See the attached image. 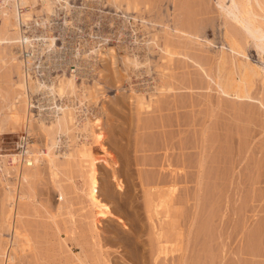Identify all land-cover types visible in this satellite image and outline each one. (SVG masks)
Instances as JSON below:
<instances>
[{
	"label": "rangeland",
	"instance_id": "374dc122",
	"mask_svg": "<svg viewBox=\"0 0 264 264\" xmlns=\"http://www.w3.org/2000/svg\"><path fill=\"white\" fill-rule=\"evenodd\" d=\"M70 1L73 5L72 12L77 9L76 7L86 9L88 13L86 23L84 20L78 21L73 17L66 24L65 13L62 14L61 9L53 13V15L58 14L56 19L60 22L54 19L47 25L46 23L50 20L46 21L42 17L44 11L41 0H31L32 13L37 14L35 18H37L40 30L43 27L41 33L38 30L40 43L42 41L44 44L51 42L50 38H54V44L56 43L59 47L66 46L51 56V58L54 57V62L59 63V68L50 67L53 63L49 64L47 66L50 69H47L48 78L57 77L59 81L58 75L69 78L72 74H77V80L80 83L96 82V84L94 82L92 95H90L92 97L89 100L92 103L88 102V106L93 109V105L94 107L98 105L97 108L101 107L99 112H103L104 105L105 110L101 115L104 131L102 129L99 132H104L106 137L104 136L102 140L103 149L94 147V157L97 159L94 160L96 166L99 167L104 193L111 188V192L107 193L108 198L104 195V202L112 206L113 212L103 221L98 235L95 234L96 237H93L90 232L92 227L89 216L91 215L90 208L85 202L86 199H83L77 190V187L86 181L85 172L89 165V157L86 154L85 157L82 152L81 159L79 157L75 159L77 165L71 161L65 164L69 167L66 168L64 165L61 167L63 171L60 169L57 180L49 171H46L43 176L35 177L28 183L22 182L21 190L25 198L23 197L24 199H20L19 202L23 206L28 230L32 232V238H36V246L39 248L38 250L35 246L34 250L28 253L29 264H35L38 261L42 264H81L68 251L66 246L68 240L65 244L58 236V230L67 239L71 234H80L86 244L87 264H107L108 262L113 264H264V77L258 78L250 94L246 93L242 99H239V102H243L240 107L232 99L226 101V112L223 117L226 119H221L219 116L217 120L214 119L216 125L219 119L222 121H219V126L214 124L215 121L212 123L210 128L213 131L211 129L201 130L202 126L200 128V125H197L205 119V116L207 117L209 109L213 108L212 105L220 101V99L217 100L220 96L217 92L219 86L217 84V87L213 80L222 81L234 77L236 82L239 81V62L243 60L244 62L252 60L263 66L264 61L260 60L261 57L256 54L254 46L247 47L248 57L232 53L228 48L225 33L226 30L234 28L229 25H232L231 18L226 17L224 12L220 11L217 0H137L140 6H143L146 1L144 7L149 4L150 14H158L160 20L163 18L166 24H170L173 20L180 27L191 29L193 32L202 28L203 33L207 34L211 42H207L205 36H199L200 39H193V43L189 46V44L186 45L188 40L185 37H183L184 44L182 37L181 39L178 37L174 41L178 45H171L169 51L174 47L179 57L177 55V58L174 57L175 53L173 55L168 53L175 59L172 62L174 69L172 71H168L166 63H164L165 69L164 67L159 69L160 73L155 70L161 58L163 62L164 58L169 55L159 50L156 51L159 54L151 53L154 64L152 75L156 82L159 84L167 82V85H175L179 88L166 89L168 95H165L164 88L162 90L164 94L160 95L163 96L160 106H163L164 111L158 112L154 109L155 107L149 108L157 103L147 104L148 106L146 105L143 109L141 120L138 114L140 111L137 113L136 101L130 97L132 91L126 80L127 72L120 57L122 50L119 48L120 45L126 48L128 46L125 44L129 46L135 44L132 31L133 25L137 24H132V22H134L133 15L137 12L125 5L126 0H122L123 2L119 0L121 3L117 0L119 7H123V11L116 7L118 5L116 0L114 2L112 0ZM134 1L131 0V3L133 4ZM230 5V0H226L225 7L229 9ZM125 7L130 10L127 11L129 18L125 17L126 19L124 18L125 13L123 15ZM147 7H145L146 10ZM94 12L97 13L99 19ZM122 15L123 17H117ZM56 22L58 25L54 27ZM139 24L141 25V22ZM160 28L158 25L153 29H148L146 37H155L160 32ZM64 30L68 34H65ZM165 32L162 30L160 33L165 36ZM160 33L157 36L163 39ZM235 33H237L236 30ZM139 34H141L140 31ZM237 35L240 39L243 38L242 32ZM98 40L99 43L101 42L98 44L103 49L109 46L117 50L119 48L117 51L119 60L115 63L116 65L112 61L107 62L108 65L105 61L99 62L98 71L103 69L105 72L102 70L103 75L95 76L97 72L95 70L91 72L93 67L85 65V60L81 59L80 51L78 53L77 50L82 46L88 49L98 45L96 44ZM178 40L180 42H177ZM225 54L228 61L223 69L224 72L220 73L218 62ZM44 58L45 56L42 60ZM51 58L47 60H52ZM186 62L193 63V67L190 68L192 74H188V69L185 68ZM79 64L82 66L80 67ZM174 65L177 68H174ZM83 72L87 76L80 74ZM166 75L167 79H165ZM9 80L5 76L4 81L7 82L5 88L10 90L8 83L11 81ZM37 93L41 94L39 91ZM171 101H175L174 103L182 108L177 114L170 107L174 104L169 103ZM190 105L192 107H185ZM166 108H169V111L171 109V112L165 111ZM240 108H242L241 111H237ZM220 114L221 112L218 115ZM144 116H146L145 119ZM23 119L22 115L17 124L8 128L11 132L0 137L2 154L9 155L11 152H17L21 138L29 134L26 131L27 128L24 127L26 126L25 120L24 123L22 122ZM32 121L29 122V126ZM161 123H165L166 127L161 128ZM214 125L217 129L213 128ZM28 129L31 128L28 127ZM221 134L226 136L222 137ZM38 135H33L35 149L48 147L46 144H41L43 139ZM205 136H208L209 143L205 141ZM82 177H85V180ZM174 181L177 183L176 190L171 187ZM57 183L58 185L62 183L67 192L65 207L61 210L58 208L61 203L59 199L61 185L58 186ZM4 197L5 189L3 185L2 187L0 185V245L5 242L6 238L3 235L6 233L5 217L9 214L13 215V210L10 212L9 206H5ZM37 250L38 256L36 257ZM78 251L75 250L76 253Z\"/></svg>",
	"mask_w": 264,
	"mask_h": 264
},
{
	"label": "bare ground",
	"instance_id": "6f19581e",
	"mask_svg": "<svg viewBox=\"0 0 264 264\" xmlns=\"http://www.w3.org/2000/svg\"><path fill=\"white\" fill-rule=\"evenodd\" d=\"M41 1L43 3V11H44L43 12L44 15H42V17H43V19H46V21L50 20L49 22L46 23L47 25L50 24L52 20H54L58 17L57 16L58 14L53 15V13H55V12L57 13V11H60L61 9H62V11H60V12H62V14H63V12L65 13L64 17H65V23L66 24H67V21L73 17H75L76 20H78V21H83V20L85 21L86 18H88L87 17L88 13H87L86 9H84V8L82 9V8L76 7L77 9L74 12H72L71 8L73 7V5L70 3L71 2L70 0H41ZM101 1L103 2V0H101ZM114 1L115 0H112V2H114ZM118 1L116 0V2L118 3L117 6H116V2L114 3L116 7L120 6L119 2L122 0H120L119 2ZM126 1L127 2L125 5L129 6V9H130V7H132L137 12L136 15H133L134 22H132V24H135V25L137 24L136 26L133 25V31H132L134 34L133 36L135 37V40H134L135 44L133 46H129V45L125 44L126 46H128L126 48H125V46L120 45L119 48H120V50H122L120 57L122 59V63L125 65L124 68L127 72V79L126 80L128 82V85L130 86L129 89H130V91H132V92H130V93H132V96H130V95L129 96L132 97L134 99V101H136L137 106L136 105L135 106H136V109L138 110L137 113L140 111V113H138V114L140 115L139 117L141 119V116L143 114L142 113L143 109L145 108V106L147 104L149 105L151 103V105H152L153 103H157L154 106H149V108L151 107V109H152L155 107L154 109H157L156 111H158V112L164 111L163 106H160L161 105L160 102L162 103V101H163L161 98L163 96H160V95L164 94V92L162 91V90H164V88H165V95H168V94H166L167 93L166 89L169 90V89L179 88L173 84L174 82L172 83L174 86L167 85L168 84L167 82L166 83L164 82V84L166 86L161 82H160L161 84L156 82L155 77L152 75V72L154 69L152 66L154 64H153V60L151 59L152 58L151 53L155 54L154 52L159 50V52L163 51L167 55H169L171 53L173 55V53H175L174 47L172 49L173 51L172 50L169 51V49H171L170 47L173 44H175V46L178 45V44H176V42H174L177 40L178 37L180 39L182 37L183 44H184V38L183 37H185L189 42L188 43L185 40L187 42V44L186 43L185 44L186 45L189 44V46L191 45V43H193V39L199 38V36H205L207 42H209V43H211V42H210V39L208 38L207 34L205 35L203 33L202 28L199 29L197 32L194 31V32H196V33H194L191 29L180 27L178 23H176L172 20V18H171L172 22H170V24L169 23L166 24L165 23L166 21H164L163 18L160 20V16L158 14H156V15H155V13H154V15L150 14L149 10H151V9L149 7V4L148 5L146 4L148 7L145 5V7H147V10L145 9L144 4L146 3V1H145V3H143L144 1L142 2L143 3V6L141 5L142 7L140 6V2L138 1L139 2L138 3L137 0H135V1L133 0L134 1L133 4L131 3V0L130 1L126 0ZM220 1L221 0H217V3L219 4L220 9H221V10L220 9L219 10L221 12L223 11L224 15L226 17L231 18L232 25L229 24L230 27L233 26V28L237 31V33L242 32V34H243V38L240 39L239 36L237 35V33H235L234 29L228 30V31L226 30L225 34H226V42L229 44L228 48L232 51V53H237L239 55L242 54L243 57L244 56L248 57L249 53L247 52V50H248L247 47L254 46V48L257 51L256 54H258L259 57H261L260 60L263 59V61H264V55H263V53H264V0H230L231 5L229 6L230 7L229 9L227 6H226L227 9L225 7L226 0H223V2L222 1L220 2ZM99 2H100V0H99ZM135 2L138 3L139 5L136 4ZM5 5H6L5 6V13L3 10L2 11V17H1L2 22L0 25V102L2 103V107L0 108V137L3 136L4 134L10 133L11 131H9V130H11V129L8 130V128L14 124H17L22 115L24 118L22 122L24 123V120H25L26 126H24V127L27 128L26 131L29 134L28 135L25 134V136H23L21 138L17 152H13V153L11 152V153H9V155H4L1 153L2 149L0 148V185H1V187L3 185L4 189H5V197H4V202L6 204L5 206H9V208L11 209L10 212H12V210H13V215L9 214L5 217L6 233H4L3 235L6 238H5V242L2 245H0V264H15V263L19 264V262H20V264L21 263L22 264H29V261H28L29 257H27V256H29L28 253L30 252V250L31 251L34 250L35 246L37 245V240H35L36 238L35 239L32 238L33 237V236H31L32 232L30 233L28 230V226L26 224V220H25V216H24L25 213L23 211V206L19 202L20 199H22L24 197L22 190H21L22 182L28 183L35 177L43 176V174L46 171H49L56 178L59 176L58 175L59 171H60V169H62L61 167L63 165L66 166L67 163L69 164V162H71V161H72L71 163L75 162L74 165H77L76 164L77 161H75V159L76 158L79 159L80 157H82V155H83L82 153H84V156L86 154V156L89 157V162H88L89 165H87V167H86L87 170L85 172L86 181H84L85 183L83 182L84 183L83 185L81 184L82 187H80L81 185L78 186L77 190H78V194H80L83 197V199L84 198L86 199V201L85 200H83V201L87 202V205L90 208V212H91L90 214L91 215H89V216H90V219L92 222L91 223L92 227H91L90 232H91L93 237H96V235H98L97 233L99 232L100 226H102L103 221L106 220L109 217V214L113 212L112 206L110 204H107L106 202H104V198H105L104 195H106V197L108 198L107 195H109V194H107V193L111 192L110 191L111 188L109 189L110 192L107 191V193L106 192L104 193V190L102 188V184L100 181V171L98 170L99 167L96 166L95 160H94V159H96L94 157V147H98V148L103 149L102 140L104 139L105 134H104V132H99V130L103 129V119H102L101 115H103L105 107L103 105L102 108H104V110H103V112L100 111L101 112L100 113L99 110L101 107L97 108V106H98L97 104H96L97 105L96 107H94L95 105H93V109L88 106V102H90L89 100L92 97L90 95H92V89H93L94 82H95L94 80H96L97 78L93 80L94 82L92 84H88V83H84V82L83 83L78 82L77 74H72V75L70 74L71 77H69V78L65 77V76L63 77V76L58 75L59 81H57V79H56L57 77H53V78L51 77V79L48 78L47 69H49V68L47 66L51 63H53V64L50 67H53L55 69L59 66V63H57V61L54 62V59H53L54 57L51 58V56L53 55V53H58L61 48H64L66 46L59 47L56 43L54 44V41H55L54 38H50V40H52L51 42L46 43L44 40L45 44L43 43V41H42V43H40V37H39L40 34L38 33V30L41 33L43 27H41V30H40V27H38V25H37L38 21H37V18H35V17H37V14L35 12H34V14L32 13L33 5L31 4V0H6ZM205 5H206V3H205ZM228 5H229V2H228ZM36 6H37V4L35 5V7ZM187 6H189V5H187ZM155 7H156V5L153 7L154 10H155ZM122 8L123 7H121V8L119 7V9H121V11H123ZM125 8H126V10H125V12H123V15L125 13L124 18L125 17L129 18L128 17L129 15L127 16V11H130L131 9L127 10L128 7H125ZM217 11L218 10H216V12ZM94 14L97 15V13H95V12H94ZM123 15L117 16V17H123ZM220 16H222V14ZM98 19H99V16H98ZM93 21H95V19H93ZM118 22H120V21H118ZM139 22H141V25L139 24ZM85 23H86V21H85ZM76 25H77V23H76ZM158 25H160V27H161L160 32L162 30L166 31L165 36L159 32L163 36V39H161L162 38L161 36L160 37L157 36L159 33L153 38L146 37V35H147L146 33L149 32L148 29H150V28L153 29V27L158 26ZM117 30H119V29H117ZM139 31L141 34H139ZM64 32H65V34L67 33L66 30H64ZM110 34H112V33H110ZM141 36H143V37L140 38ZM44 37L45 36H42V38H44ZM51 37H52V35H51ZM156 37H158L159 39L157 38L158 39L157 40ZM45 38L47 39V37H45ZM48 40H49V37H48ZM194 41H196V40H194ZM199 41H201V40H199ZM177 42H180V41L178 40ZM98 43H99V40H98V42H96V44H98ZM99 44L95 45V46H91L88 49H86V46H82V48L79 47L77 50L78 53L80 51L81 59L83 61L85 60V65L93 67V69H91V72H92V70L93 71L95 70L98 73V74L96 73L95 76H97V75L100 76L99 74L103 75V71H104L103 69H102L103 71L101 69H99V71H98L99 62L101 63L102 61L103 62L105 61V64L108 65L107 62L110 63L112 61L113 64H115L119 60V54H117L118 53L117 51L119 50V48L117 50V48L109 46L110 48L108 47L107 49H103V47L101 48V45H99ZM87 46L89 47V45H87ZM82 51H83V53H81ZM156 53L159 54L158 52H156ZM221 53H223V51H221ZM177 54L178 53H175L174 57H176ZM40 55H41V57H40ZM172 55H169L170 57L166 56V58H164L165 61L167 60V62H165V61L162 62V58H161V60L159 59L161 62L159 61L157 63L155 70H158L160 73L159 69L162 67H164V69H165V67H166V65H164V63L167 64L168 71L174 70L172 62L175 59L172 57ZM178 55H177V57H179ZM44 56H45V58H44V60H42V57H44ZM182 56H184V55H182ZM164 57H165V55H164ZM47 58H51L52 60H49V59L47 60ZM90 58H92V59H90ZM171 58H172V60H171ZM180 58H184V57H180ZM189 59H190V57H189ZM227 61L228 60H227L226 54L224 56H222V58L219 59L218 64L220 66L219 67L220 69H218V70L220 71V73L224 72L223 69H224L225 65L227 64ZM250 61H252V60H250ZM250 61L244 62V60H243V62H239V70H240V80L239 81L236 82L234 77L233 78H227L226 80H222V81H219V79L213 80V81H215L216 86H217V84L219 86V87L217 86L218 87L217 92L220 96L218 94L217 95L219 97H222V98L217 97V100L220 99V101L218 100V102H217L218 104L216 103L217 106L215 104L212 105L213 108L211 107L209 109L207 117L205 116V119L203 118L204 120H202V122L200 124H197V125H200V128L202 126L201 130L202 129H204V130L205 129H209V130L211 129L213 131V129L210 127L213 125L212 123H214V121H215L214 124L216 125V120H217L216 118L218 116L221 119H226V118H223V117H225L224 114L226 112V104H225L226 101L227 100L229 101L232 99L236 102V105H239V107H240V105L243 102H239V99H242V97L246 93L250 94V91L255 86L258 78L264 77V64L262 66L258 62H257L258 64H256L253 61L252 62H250ZM72 62H73V60H72ZM154 62H155V60H154ZM187 62H188V60H187ZM187 62H186L185 68L188 69V74H192L191 73L192 70L190 68L193 67V63H190V62L187 63ZM191 62H193V61L191 60ZM105 64H104V66H105ZM81 66L82 65H80V67ZM111 66H108V67H111ZM174 68H177V67H175V65H174ZM212 69H213V66H212ZM108 70H109V68H108ZM111 71H110V73H111ZM113 71H114V69H113ZM163 71H165V70H163ZM165 72H167V70ZM57 74H58V72H57ZM80 74L82 76H87L84 72L80 73ZM94 74H95V72H94ZM172 74L173 73H171V75ZM5 76H6V78H8V80L10 79L9 82L11 81V83H8L10 90L8 88H5V84H7V82L4 81ZM107 76H109V75H107ZM164 76H165V74H164ZM222 77L224 78V76H222ZM87 78L88 77H86V79ZM102 78H103V76H102ZM167 78H168V76L165 79H167ZM86 79H85V82H86ZM98 79H99V77H98ZM100 81H102V80H100ZM95 84H96V82H95ZM100 84H101V82H100ZM186 86H187V84H186ZM181 87H183V86H181ZM217 87H216V89H217ZM263 87H264V85H263ZM189 88H190V86H189ZM38 91L41 92V94L39 93L40 95L37 93ZM167 97L169 98V96H167ZM171 97H172V93H171ZM127 98L129 99V97H127ZM168 98H167V100H168ZM173 99H174V97H173ZM174 100H176V98ZM168 101H170V100H168ZM165 102H166V100H165ZM174 102L171 101L169 103H174ZM90 103H92V102H90ZM90 106L92 107V105H90ZM170 107L173 111H175L176 114L180 111L179 109H182L181 107L177 106L175 103L171 104ZM185 107L187 108V107H192V106L190 105V106H185ZM233 108H234V106L232 107V109ZM168 109L166 108L165 111ZM171 109H170V111L169 110L168 111L171 112ZM241 109L242 108H240L239 110H237V109L236 110L241 111ZM134 111H136V110H134ZM146 111H148V110H146ZM220 112H221V114L218 115ZM105 113H106V111H105ZM169 115H170V113H169ZM145 117L146 116H144V119H145ZM227 117H229V116H227ZM31 118L32 119L34 118V120L32 121ZM214 119H216V120H214ZM221 119H219L217 122L218 126H219L218 123H220L219 121ZM30 121H32L31 122L32 124H30L31 126H29ZM208 123L210 125H208ZM156 125H157V123H156ZM215 125L213 126V128H216L217 125L216 126ZM136 126H137V124H136ZM28 127L31 129H28ZM160 127L164 128V127H166V124L164 123V124L160 125ZM13 131L14 130H12V132ZM102 131H104V129ZM219 132H221V130ZM239 132H240V130H239ZM72 133H74V134H72ZM204 133H206V132H204ZM38 134L43 139V143H41V144H46L48 147L39 148L38 150L35 149V144H33V135H38ZM203 135L204 134H202V136ZM223 136H226V135H222V137ZM207 137L205 138L206 139L205 141L208 142ZM212 137H214V136H212ZM215 137H216V135H215ZM239 137H240V135H239ZM220 139H222V138H220ZM201 143H202V141H201ZM36 145H39V144H36ZM84 145H86V147ZM227 145H228V143H227ZM82 146H84V147H82ZM200 146L203 149L201 144H200ZM220 147L222 148V145ZM83 148H84V150L82 151ZM48 150H49V152H48ZM213 153H214V151H213ZM201 154H203V153H201ZM215 154L216 153H214V155ZM73 159H74V161H73ZM99 161H100V159H99ZM170 164H172V163H170ZM71 165H73V164H71ZM67 167H69V166H66V168ZM163 167H165V166H163ZM171 168L173 169V167H171ZM15 169H17V170H15ZM172 169H170V170H172ZM62 171H63V169H62ZM170 172H172V171H170ZM216 173H218V172H216ZM171 177H173V176H171ZM223 177L224 176H222V178ZM82 178L84 179L85 177H82ZM56 180H57V178H56ZM161 181H159V182H161ZM176 184H177L176 181H174V183L171 185V187H174L175 190H176ZM57 185H58V183H57ZM60 185H58V186H60V189H61V192L59 193V199L61 200V203L59 204V207H58L59 210L64 209V207H65L64 203L66 202V197H67V192H66L64 185L62 183H60ZM168 186H170V185H168ZM173 190H171V191L174 192L175 190L174 191ZM3 194H4V192H3ZM125 198H127V197H125ZM119 203H121V202H119ZM119 203H118V205H119ZM128 203H130V201ZM83 204H85V203H83ZM87 205H85V206H87ZM86 218H87V216H86ZM85 231H86V229H85ZM58 232H59L58 236L60 238H62V241L65 244H66V241L68 240V243L66 244L68 251L70 253H72L80 261L81 264H87L88 254H87V250H86V246H85L86 244L84 243V240L81 238L80 234L79 233H78V235L71 234L69 236V238L67 239L66 237L64 238L62 236L63 234L60 233V230H58ZM81 235H83V234L81 233ZM36 248H38V247L36 246ZM76 249L79 250L78 253L75 252ZM38 250H39V248H38ZM38 250L35 252L36 257L38 256ZM32 257L34 258V256H32ZM40 262L38 261L35 264H42ZM107 264H113V263L108 262Z\"/></svg>",
	"mask_w": 264,
	"mask_h": 264
},
{
	"label": "built area",
	"instance_id": "2783aa9c",
	"mask_svg": "<svg viewBox=\"0 0 264 264\" xmlns=\"http://www.w3.org/2000/svg\"><path fill=\"white\" fill-rule=\"evenodd\" d=\"M5 4H6V0H0V25H1V22H2L1 21L2 11L4 10V13H5V6H6ZM61 16H62V14H61ZM56 20H59V19H56ZM57 22L55 23L54 27H56L59 24L60 20H59L58 24H57Z\"/></svg>",
	"mask_w": 264,
	"mask_h": 264
}]
</instances>
